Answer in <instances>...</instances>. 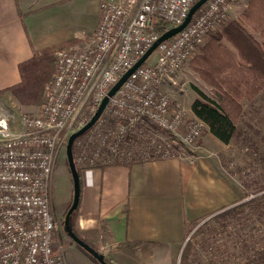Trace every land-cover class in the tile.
Returning a JSON list of instances; mask_svg holds the SVG:
<instances>
[{
    "label": "built area",
    "instance_id": "built-area-1",
    "mask_svg": "<svg viewBox=\"0 0 264 264\" xmlns=\"http://www.w3.org/2000/svg\"><path fill=\"white\" fill-rule=\"evenodd\" d=\"M197 0H101L93 32L55 51L56 70L35 114L13 132L0 117V264H67L54 212V176L70 135L87 124L123 74L161 34L180 25ZM234 0H208L180 32L156 48L110 97L73 145L80 169L173 156L169 134L196 149L204 122L173 101L164 84L229 19ZM155 49V50H156Z\"/></svg>",
    "mask_w": 264,
    "mask_h": 264
},
{
    "label": "crops",
    "instance_id": "crops-1",
    "mask_svg": "<svg viewBox=\"0 0 264 264\" xmlns=\"http://www.w3.org/2000/svg\"><path fill=\"white\" fill-rule=\"evenodd\" d=\"M100 1L0 0V90L20 82L19 65L34 49L74 39L82 42L90 35L99 22ZM73 4L93 5L96 18L85 35H74L65 20ZM194 92L190 109L197 97ZM201 141V149L209 153L210 147L226 145L207 129ZM81 180L74 227L114 264H180L190 238L186 223L209 218L244 196L243 186L226 176L208 154L85 168ZM73 192L67 173L65 198Z\"/></svg>",
    "mask_w": 264,
    "mask_h": 264
},
{
    "label": "trees",
    "instance_id": "trees-1",
    "mask_svg": "<svg viewBox=\"0 0 264 264\" xmlns=\"http://www.w3.org/2000/svg\"><path fill=\"white\" fill-rule=\"evenodd\" d=\"M155 25L160 34L171 28L169 22L163 19H157ZM79 41L74 39L34 49L33 55L19 65L20 82L0 90V95L9 91L22 104L41 105L45 100L46 87L56 70V49ZM191 65L211 89V94H208L193 86L197 97L191 104V110L211 134L229 144L238 135L239 125L245 116L254 109L259 111L264 99V0H247L238 16L227 20L217 32L209 36L191 60ZM169 135L173 155L179 154L181 150L186 152L184 155H197L185 148L183 143H176V138ZM78 170L81 178V169ZM242 186L244 196L241 199L216 210L206 221L216 222V252L211 248L202 253L195 246L203 242L196 234L200 229L199 223L205 218L186 223L190 238L180 264H194V259H201L200 254L203 258L196 261L198 264H215L219 255L221 264H264V183L256 184L251 189L244 184ZM80 204L81 196L78 208L71 215L70 224L80 238L94 246L73 225ZM194 248L197 251L192 257ZM106 260L112 264L107 256Z\"/></svg>",
    "mask_w": 264,
    "mask_h": 264
},
{
    "label": "rangeland",
    "instance_id": "rangeland-1",
    "mask_svg": "<svg viewBox=\"0 0 264 264\" xmlns=\"http://www.w3.org/2000/svg\"><path fill=\"white\" fill-rule=\"evenodd\" d=\"M246 3L247 0H234L230 9L229 19L238 16L241 10L246 6ZM71 6L72 7L69 8L70 10H68L67 13L65 12V20L69 22V26L74 30V35H85L90 31L96 18L93 5L90 6L87 4L86 7H82L81 5L79 6V4H73ZM199 51L200 48L197 54ZM196 55L188 60L178 74L172 78L173 80H170L168 86L164 85L163 87L164 90L170 94L173 101V107L179 104L185 109L190 110L189 113L192 115L193 112L189 107V103L193 93H195L193 86H198L205 92L211 94L210 87L192 68L191 60L194 59ZM157 56L158 50L156 49L146 62L153 63L157 59ZM41 105L22 104L16 99L14 94L8 91L0 95V117L8 119L11 131L20 132L24 127L21 121L22 116L26 113H37ZM257 110L254 109L251 113H248L247 116H245L244 120L239 125L238 135L229 144L222 145V147L216 146V149L210 147V152L212 153L206 152L201 148L192 149L184 144L186 146L185 148L196 152L197 155L208 154L210 158L216 162L222 172L231 180L241 185L244 184L250 189L255 188L256 184L264 183V99L260 104L259 111ZM205 132L206 127L204 126L203 135ZM170 137L171 136L169 135L168 138ZM212 137L216 138L213 134ZM209 138L210 137H207L208 142H210ZM175 142L178 144L182 143L177 138ZM201 142L202 141H200L199 145H201ZM185 153L184 150H181L179 154ZM67 173L69 174V177L72 178L65 150L58 159L56 174L54 176V212L59 226V242L64 247L67 264H99L98 260L96 261L85 250L77 245L65 229L64 221L66 212L73 201V193L69 200L65 198ZM209 218L201 220L199 223L200 229L196 234L197 238L203 241L202 244L198 245V251H201L202 253H206V251H209L211 248L214 249L213 252H216V222H206ZM74 222L75 217L73 219V225ZM88 241L93 244L90 239ZM210 245L213 247H208ZM95 248L98 249L97 247ZM100 252L103 253L102 251ZM200 256L202 259L203 255L200 254ZM221 259L220 255L217 256L215 264H221ZM194 260V264H198L197 262L199 260Z\"/></svg>",
    "mask_w": 264,
    "mask_h": 264
},
{
    "label": "water",
    "instance_id": "water-1",
    "mask_svg": "<svg viewBox=\"0 0 264 264\" xmlns=\"http://www.w3.org/2000/svg\"><path fill=\"white\" fill-rule=\"evenodd\" d=\"M208 0H197L194 5L191 7L188 15L186 16L185 20L178 26L171 27L169 30L161 34V36L158 38V40L149 48V50L145 53V55L138 61L136 64L131 67L128 71H126L123 76L112 86L110 91L108 92V95L105 96L102 103L100 104L98 110L96 113L92 116V118L87 122L85 126H83L81 129L73 132L67 143L66 147V155L67 160L70 168V172L73 179V185H74V192H73V201L68 209L66 216H65V229L69 236L80 246H82L85 250H87L91 255H93L100 264H110L106 260V256L104 253H101L100 250L96 249L94 246L90 245L88 242L84 241L82 238H80L77 233L73 230L70 224V218L72 213L78 208L79 202H80V196H81V178L80 173L78 170V167L76 165L75 159H74V151H73V145L75 139L84 134L87 130H89L95 122L98 120V118L103 113L107 103L109 102V99L111 96H113L116 91L122 86V84L127 80V78L132 74V72L138 68L158 47L160 43L163 41L168 40L181 30H183L192 20L195 13L207 2Z\"/></svg>",
    "mask_w": 264,
    "mask_h": 264
}]
</instances>
